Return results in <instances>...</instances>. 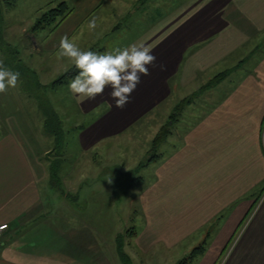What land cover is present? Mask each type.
<instances>
[{
    "label": "crops",
    "instance_id": "1",
    "mask_svg": "<svg viewBox=\"0 0 264 264\" xmlns=\"http://www.w3.org/2000/svg\"><path fill=\"white\" fill-rule=\"evenodd\" d=\"M62 1L71 11L53 31L35 33L37 56H57L67 35L99 54L143 42L157 58L123 109L110 88L83 103L69 90L73 117L84 121L74 125L77 153L86 162L96 159L88 153L110 156L124 161L122 172L138 171L129 190H111H133L137 207L104 208L103 189L89 188L93 202L84 208L68 205L66 193L48 208L53 149L19 123L13 134L0 128V226L8 225L0 264H180L201 245L187 264H264V0H15L7 24H33ZM54 64L64 72L74 65L66 57ZM62 150L72 155L66 143ZM54 161L62 165L61 157ZM87 177L69 182L94 183ZM54 179L68 181L60 173ZM124 214L140 224L120 225L115 217Z\"/></svg>",
    "mask_w": 264,
    "mask_h": 264
},
{
    "label": "rangeland",
    "instance_id": "2",
    "mask_svg": "<svg viewBox=\"0 0 264 264\" xmlns=\"http://www.w3.org/2000/svg\"><path fill=\"white\" fill-rule=\"evenodd\" d=\"M9 1H12V4L8 5L4 2L0 3L1 11L3 13V18H0V60H3L5 67L11 69L12 71L19 72L20 77L15 88L10 87L6 93L0 94V128L7 127L10 133L13 134L15 130L13 124L19 123L23 128L32 129L29 130V136L31 139L35 138L36 141L39 139L40 145H43L44 138L46 148L53 149L52 152L47 155V159H50V164L55 163L57 167H52L51 165V168H56V176L60 173L63 178L65 177L68 181L65 186L64 184L59 185V180L54 179L55 176L53 177L51 175V182L46 185L47 192H50V194L55 193V196L53 199L47 201L48 208H55L59 205L60 200L58 193H61V196L63 193H66L67 197L65 198V201L68 205L72 204L75 208H84L83 204L93 202L91 200H87V197H85V192L89 188L88 192H97L99 191L98 189H103L101 191L105 194H101L99 196H101V199L104 196V208H110L111 210L121 208L128 212L129 208L137 207V201L133 198L135 197L133 190L127 195L111 193L112 188H115V190L117 189V191L120 189L119 186L115 185H117V183L119 184V180L121 179L120 177H123L121 172L124 170L122 168L124 161L117 162L116 158H111L110 156H104L103 158L102 156L97 157L98 154L95 153H88L92 156L96 155V159L94 161L86 162L84 157L80 158L81 154L77 153V132L74 130V125L78 124L80 126H84V121L79 117L75 120V117H73L74 110L69 108V85L67 83H54V81L60 78L64 73V71L56 70V64L54 63H56V61L63 60L64 58H58V55H47L45 50H42L44 55L40 57L37 56V50L40 49V43H38L39 35L35 34L39 29H34L36 22L25 25H10L9 22L7 24L6 16L9 11V7L13 5L15 0ZM57 5L46 6L41 11L40 17L44 12H47L49 9ZM18 9H21L19 2ZM50 26L53 27L54 24ZM9 30L11 33H8V37L10 38V41L14 42L12 44L15 45L13 47H15V55L18 56L17 58L19 61H16L17 59L14 60L12 54L10 55V50L8 51L6 49V44H10L6 37ZM47 36L48 35H46V38ZM243 74V72H239L236 75L240 77ZM46 110L53 112V116L51 117L54 124L56 120H61L62 130L65 133V142H63V145L66 143V154L67 151H73L71 156L68 154V157L66 156L64 158L65 155H61V151L63 150L56 148V138L47 130L46 121L49 117L46 114ZM7 113L17 115L19 119H15L14 121L6 120ZM2 131L3 130L0 129V133H2ZM152 155L153 151L145 153V159L142 161H146L148 158H151ZM58 157L62 158V165L60 167L58 166V163L54 161V159ZM73 176L76 178L80 177V179L89 176L95 178V181L94 183L88 185L70 183L69 178ZM122 181L124 182V179H122ZM146 181L148 183V180ZM144 185V182L142 183L140 181L138 183V186ZM81 187L82 189L80 190ZM75 191L79 193L76 194ZM94 197V202L98 203V196ZM115 218L119 220L118 222L120 225H125L127 223L129 225L130 223L133 225L140 224L139 217L134 216V214L132 216H125L124 214ZM238 235L239 233L236 238Z\"/></svg>",
    "mask_w": 264,
    "mask_h": 264
},
{
    "label": "clouds",
    "instance_id": "3",
    "mask_svg": "<svg viewBox=\"0 0 264 264\" xmlns=\"http://www.w3.org/2000/svg\"><path fill=\"white\" fill-rule=\"evenodd\" d=\"M96 27L97 20L93 17L88 21V28L94 30ZM65 57L71 59L79 70L69 83V90L77 96L78 102L95 99L110 88L115 107L120 109L130 103L131 94L141 83L142 76L151 74L150 66L157 60L152 49L143 42L99 54L81 50L67 35L59 41L58 58ZM19 77V72L5 67L0 60V94L6 93L10 87L15 88Z\"/></svg>",
    "mask_w": 264,
    "mask_h": 264
},
{
    "label": "trees",
    "instance_id": "4",
    "mask_svg": "<svg viewBox=\"0 0 264 264\" xmlns=\"http://www.w3.org/2000/svg\"><path fill=\"white\" fill-rule=\"evenodd\" d=\"M4 2L5 4H12V1L9 0H0V3ZM71 11L69 5L65 2L62 1L60 2L56 7L49 9L47 12H44L41 17L39 18V20L36 22L34 29H41L44 28L46 26H50L52 24H54V26L52 27V30L69 14V12ZM0 18H3V13L1 11V6H0ZM6 49L9 51L10 50V55L12 54V57L18 60V56L15 55V51L14 48L11 44H6ZM16 57V58H15ZM79 70L75 67V65L71 66L70 68H68L62 75L60 78H58L56 81H54V83H58V84H62L65 83L67 80L74 78L76 75H78ZM226 72L221 73L219 76L215 77L214 81H219L220 79H224L226 78ZM46 114L48 115V119L46 121L47 123V130L49 131L50 134H52L53 136H55L56 138V148L57 149H63V142L65 140V133L62 130V122L61 120H56L55 124L54 121L52 119L51 116H53V112H49L48 110H46ZM58 119V118H57ZM51 120V121H50ZM51 124V126H50ZM165 132H162L160 135H158L155 140H154V145L157 146L160 142L163 141V139L165 138ZM51 175L54 177L57 174L56 172V168H51L50 169ZM138 171L135 172H121V175L123 177H120L121 179L119 180V184L117 183L116 186H119V192H126L127 190H129L135 183L136 181H138V174L136 173ZM122 179H124V182L122 181ZM127 181V182H126ZM125 186H124V185ZM204 250L203 245L195 248L192 253L190 254L189 257L183 259L180 264H187L190 260H193V258L195 256H197L198 254L202 253Z\"/></svg>",
    "mask_w": 264,
    "mask_h": 264
},
{
    "label": "built area",
    "instance_id": "5",
    "mask_svg": "<svg viewBox=\"0 0 264 264\" xmlns=\"http://www.w3.org/2000/svg\"><path fill=\"white\" fill-rule=\"evenodd\" d=\"M7 228H8V225L7 224L0 226V235H1V232L3 230L7 229Z\"/></svg>",
    "mask_w": 264,
    "mask_h": 264
}]
</instances>
